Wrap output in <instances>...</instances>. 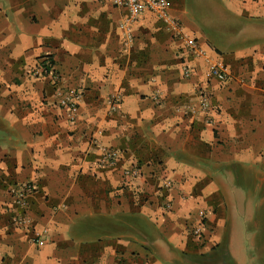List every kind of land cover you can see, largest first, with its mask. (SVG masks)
I'll use <instances>...</instances> for the list:
<instances>
[{
	"label": "crops",
	"instance_id": "obj_1",
	"mask_svg": "<svg viewBox=\"0 0 264 264\" xmlns=\"http://www.w3.org/2000/svg\"><path fill=\"white\" fill-rule=\"evenodd\" d=\"M169 3L227 80L151 12L126 47L106 0H0V264H264V0ZM26 181L40 246L13 223Z\"/></svg>",
	"mask_w": 264,
	"mask_h": 264
},
{
	"label": "built area",
	"instance_id": "obj_2",
	"mask_svg": "<svg viewBox=\"0 0 264 264\" xmlns=\"http://www.w3.org/2000/svg\"><path fill=\"white\" fill-rule=\"evenodd\" d=\"M117 8H124L127 11L125 19L120 24V28L124 32L125 46L128 47L133 41L132 27L138 20L140 15L144 12H151L155 14L158 19L164 24L166 29L173 35L174 38L182 42L184 48L191 56L195 58H203L209 65V74L211 77L221 81H225L229 77L228 68L220 63L219 61L214 62L209 57L202 45L194 38L190 37L182 25L172 17L170 14V3L169 0H106ZM46 66L41 68L40 73L36 72L35 75L40 77L41 75H52L57 78L53 73L52 63L50 60L46 61ZM185 76L189 77L191 71L189 69L184 70ZM200 101V109L204 112L209 111V97L206 90L201 89L198 93ZM118 103L117 96H112L109 100V105L112 111L116 109ZM59 105L64 107L69 112L70 121H74V110L75 104L70 98H63L60 100ZM119 158V154L114 150L106 151V159L108 163H114ZM126 177L128 178H139L140 170L133 168L126 171ZM164 188L170 189L172 182L165 181L163 183ZM37 191V185L35 182L26 181L17 184H11L9 193L13 198V206L16 207V213L13 218V223L16 227L24 229L26 231H32L33 242L37 245H42L46 241L47 231L36 232L33 230L32 219L26 213L28 197ZM167 209L171 208V205L167 204ZM207 215L204 211L199 212L197 222L192 229V236L201 240L204 236V227Z\"/></svg>",
	"mask_w": 264,
	"mask_h": 264
}]
</instances>
